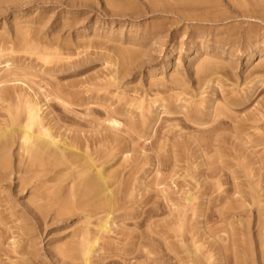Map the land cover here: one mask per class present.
<instances>
[{"label": "rangeland", "instance_id": "rangeland-1", "mask_svg": "<svg viewBox=\"0 0 264 264\" xmlns=\"http://www.w3.org/2000/svg\"><path fill=\"white\" fill-rule=\"evenodd\" d=\"M246 1L0 0V126L15 102H39L58 139H82L114 174L106 250L91 264H145L144 250L176 264L195 243L197 264H264V0ZM25 34L56 49L24 51ZM17 154L15 143L12 169ZM12 179L0 188V264H82L59 255L79 252L84 224L59 212L56 183L23 174L18 192ZM33 201L47 215H30ZM90 208L96 231L104 213Z\"/></svg>", "mask_w": 264, "mask_h": 264}, {"label": "bare ground", "instance_id": "bare-ground-1", "mask_svg": "<svg viewBox=\"0 0 264 264\" xmlns=\"http://www.w3.org/2000/svg\"><path fill=\"white\" fill-rule=\"evenodd\" d=\"M157 1H161V0H157ZM177 1L186 2V3L194 2V0H177ZM238 1L235 2L233 0L234 3H237L236 7H239L238 3H241V5H242V2L243 4L247 3V1L245 2V0H241V1L238 0ZM256 3L257 2L253 4H256ZM242 6L241 8L239 7V9H242ZM238 12H240V10ZM21 42L22 44L20 46L24 51H27V50L29 52L35 51L38 54H42L45 56L51 55L53 50L56 49L54 46L55 42L42 39L38 36L30 37L29 35L25 34L23 38L21 39ZM248 48L249 49L245 52L247 55V60L250 59V55L257 48V46L256 44L253 46L250 45ZM4 61H7V60H4ZM210 81L215 82V78L213 77L212 80ZM247 98H249V96ZM18 102H15L14 104L16 112H14L13 111L14 109H12L13 105L11 106L10 104L9 105L7 104V106H11L10 109L14 113L12 112V115L11 114L9 115L10 109H8L9 111L7 112H9L8 113L9 119L11 117L10 122H7L9 125H7V127L4 125L5 129L4 127L2 128V126H0V188L1 189L2 187L4 188L5 183H10L13 181L12 175L14 176L16 175L20 181L19 182L20 184L17 185V187L19 188L18 192H21V191L24 192L23 190L27 188L26 185L23 184L22 182L23 180L21 179L23 174L29 175L32 180H36L37 181L36 186H38V184H42L43 186V184L45 183L50 184L49 182H55L57 186L52 192V195H50V198L56 199L58 207L61 206L60 208H58V210H60L59 212H61V214L63 215L64 213L61 211V209L64 210L66 214L68 213L67 210H69V212L75 210L74 212H72L73 214L71 215H77L80 218V220H83V224H84L82 227H78L79 229H77L78 231H76L75 235L73 236L71 235L73 237L71 238L73 239V243L76 241V240L74 241L76 237H77V240L79 239L78 240L79 245H78V242L76 241L77 244L75 246L76 248L77 246H79V248H77L79 250L74 249L75 247H73V245L71 246L70 243L69 244L66 243L65 246L67 247V244H68V247L70 246L71 249L69 247L70 249L69 251L68 249L64 250V253L66 250L68 253L69 252L72 253L73 251L74 252L79 251V252L77 254L75 253L74 254H70V253L63 254V252L60 253L59 251V255L60 256L65 255V256H68L70 259L72 258L75 260L80 259L82 261V264H91L92 256H94L100 251L106 250L105 243L100 244V241L101 242L104 241L106 234L109 233L111 229L110 222L112 221H110L109 210L106 209V206L112 205L113 200L115 198L116 191L113 189L112 190L110 189L112 186V183L114 184L115 182L113 181L114 180L113 177H112V181L110 180V176L114 174L112 175H109L110 173L107 174L105 171V168L102 167L104 165L94 164L95 160L91 159L93 157L90 158V156L87 155L86 152H84V150L86 151V147H87V146L85 147V144H84L85 149L83 151L82 149L84 147L82 149L78 147L82 145L83 143L81 142L82 139L73 138V137L69 138L68 136L65 138L62 137L63 139L62 138L58 139V134H60V132L58 134H55L53 131V127L50 126V124H47L45 122V119L43 115L41 114L42 105L39 102H36V101L34 102L30 99H26L24 101H20L19 104L16 106ZM5 108H9V107H5ZM263 115H264V111H263ZM8 120L6 119L5 121H8ZM110 120L111 119H109V121ZM111 121L113 125L120 123L116 119H112ZM7 123L5 122V124ZM15 143L17 144V147H18L17 155L23 161L25 159L26 160L23 162V164L19 163L17 167L12 169L10 168V165H9V154L12 149V146ZM105 167H106V164H105ZM63 183H67L66 184L67 188L65 186L63 187L62 185ZM45 186L47 185H44L43 187ZM50 186H53V184ZM64 189H67V193L69 196H67V193L66 194L64 193V194L68 198L70 197V199L63 198L64 205H60L57 200L58 198L56 197H58L61 191L63 194ZM33 196L31 197L32 199H33ZM77 198L79 200H77ZM38 199L40 198H37V200ZM66 200L67 202L65 203ZM52 201H55V200H52ZM44 203L46 202L44 201ZM31 207L32 208H30V211H29L30 215L41 214V216H43L42 214L44 213V211L42 213V211L40 210L41 206L40 208H38L34 204V201H33ZM90 207H97V208L101 207V212L104 213L103 220H101L100 223L98 222V226H96V231L94 230V228L90 226L94 222L93 220H92L93 222L89 221V219L92 217V212H91ZM9 209L11 210L12 207H10ZM48 212L49 211H47V213ZM44 214H46V212ZM58 214L60 215V213H57L56 211V213H54V216L52 217H54V219H57ZM2 222H3V217L1 218V213H0V224ZM17 241L19 242V239ZM15 244H17V242ZM21 245H20V242L19 244L15 245L14 249L15 250L17 249L16 250L17 254L18 253L20 254L22 249H24L22 248ZM16 246L19 248L20 252L18 251V248H16ZM20 246H21V250H20ZM13 247H14V244L12 243V249ZM193 248H195V250L193 249L195 253L190 252L191 255L189 256L188 260L176 258L177 260L176 264H197V262H200L199 255H196L197 252L200 250V244L195 243ZM135 251L137 253L139 252L138 249L136 248L132 250L129 254H132L133 252L135 253ZM246 251L248 252V249H246ZM56 252H57V249H56ZM140 252L141 254L143 252V254L145 255V258L147 261L145 264H154V259L150 256L153 253L151 250H144ZM22 253H24V250ZM138 257L139 256L136 255L134 257L136 258L135 259L136 261L129 260L128 264H140L137 262ZM211 258H212L211 256L207 258V261L209 263H210ZM245 258L244 260L246 261L247 258L246 259ZM20 259L22 260V261L20 260V262H23L22 264H24L25 259H22V257ZM72 259L71 261H73ZM262 261L264 263V253H263ZM245 263L248 264L247 261ZM18 264H21V263H18ZM25 264H30L29 260L26 261Z\"/></svg>", "mask_w": 264, "mask_h": 264}]
</instances>
